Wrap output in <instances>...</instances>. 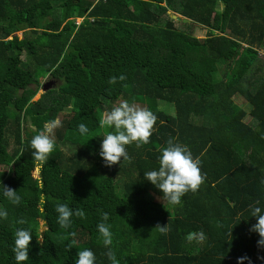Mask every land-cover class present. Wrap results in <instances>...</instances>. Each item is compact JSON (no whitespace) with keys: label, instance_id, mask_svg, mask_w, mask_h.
<instances>
[{"label":"trees","instance_id":"trees-1","mask_svg":"<svg viewBox=\"0 0 264 264\" xmlns=\"http://www.w3.org/2000/svg\"><path fill=\"white\" fill-rule=\"evenodd\" d=\"M263 53L264 0H0V183L22 197L13 205L0 196V264H16L18 228L33 235L27 264H75L85 248L111 264L97 231L102 211L119 264H264L248 209L264 203ZM120 74L126 80L109 82ZM45 79L51 86L34 101ZM123 101L157 121L149 143L126 146L130 162L109 167L99 121ZM50 121L60 122L56 147L38 168L30 140ZM169 138L206 175L178 205L143 175ZM58 203L84 218L62 229Z\"/></svg>","mask_w":264,"mask_h":264},{"label":"clouds","instance_id":"clouds-1","mask_svg":"<svg viewBox=\"0 0 264 264\" xmlns=\"http://www.w3.org/2000/svg\"><path fill=\"white\" fill-rule=\"evenodd\" d=\"M126 78V75L120 74L118 77H111L109 82L115 84L117 81L126 80ZM156 121L157 115L152 110L130 104L127 101L121 102L118 106L104 113L99 121L100 127L105 129V132L103 139L100 140L98 154L105 165L110 167L120 163L121 158L130 162L131 158L126 151V146L133 142H136L137 146L149 143ZM59 124V121L48 122L44 129L30 140L38 168L43 167L44 163L48 161L49 154L56 147L52 133ZM77 130L82 136L89 133V128L84 123L78 124ZM160 153L158 168L143 173L144 179L160 190L164 201L171 205H178L187 192L197 191L200 185L204 183L206 175L201 172V160L199 157L194 158L189 147L177 142L174 138L168 139L166 146L161 148ZM0 196L6 198L13 205L22 203V197L17 190L3 183H0ZM39 199L41 205L46 202V197L43 194L40 195ZM248 209L250 216L256 219V223L251 226L250 231L258 233L260 239L257 243L264 245V203L257 199L248 205ZM55 211L58 214L56 222L64 230L72 228L74 216L80 218L85 216L82 210L74 211L67 203H58ZM7 217V210L0 207V220H5ZM18 223L24 224L26 221L21 219ZM158 227L162 234L167 233L166 225ZM97 231L102 238L103 245L108 249L106 252L108 260L111 261V264H119L111 247L113 245V233L107 212H101V222L97 224ZM32 237L29 228L16 230L12 247L16 264H27L29 261ZM189 238H192L191 234ZM201 238H203V234H201ZM244 259L246 257L238 258L237 264H241ZM75 264H96V256L91 249L85 248L77 253Z\"/></svg>","mask_w":264,"mask_h":264},{"label":"rangeland","instance_id":"rangeland-1","mask_svg":"<svg viewBox=\"0 0 264 264\" xmlns=\"http://www.w3.org/2000/svg\"><path fill=\"white\" fill-rule=\"evenodd\" d=\"M219 8H221V7H218V9ZM193 35L195 36V37H198V38H200V39H203L204 37H205V35H206V31L204 30V29H202V28H199V27H195L194 28V33H193ZM19 36V38H21V35H18ZM262 56H264V53L262 54ZM46 82H48V84H49V86H51V84H50V82H52V81H50L49 79H45V80H42L41 81V85L42 84H45ZM42 90H39L38 91V93L36 94V96L34 97V101L35 100H37V99H39V97H40V95L42 94ZM159 106H162L161 104H158V108H159ZM140 107H144L145 108V106H140ZM164 110H166V111H170L171 110V107H169V106H165V107H162ZM243 108H245V106H243ZM170 113V112H169ZM53 134V133H52ZM36 173H37V170H36ZM44 230V228H43V225H41V231H43Z\"/></svg>","mask_w":264,"mask_h":264},{"label":"water","instance_id":"water-1","mask_svg":"<svg viewBox=\"0 0 264 264\" xmlns=\"http://www.w3.org/2000/svg\"><path fill=\"white\" fill-rule=\"evenodd\" d=\"M172 19L174 20V21H176V22H179V21H182V22H184V23H188V22H190L189 20H187V19H185V18H180L179 16H177V15H173L172 16ZM45 87L43 88V92H45L46 90H48V88L50 87L49 86V84H46V85H44ZM42 92V93H43Z\"/></svg>","mask_w":264,"mask_h":264}]
</instances>
